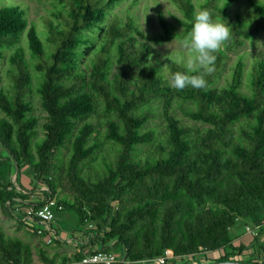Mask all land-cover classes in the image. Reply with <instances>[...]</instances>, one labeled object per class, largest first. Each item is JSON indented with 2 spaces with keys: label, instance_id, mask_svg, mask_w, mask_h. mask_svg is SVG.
I'll list each match as a JSON object with an SVG mask.
<instances>
[{
  "label": "trees",
  "instance_id": "16d2710c",
  "mask_svg": "<svg viewBox=\"0 0 264 264\" xmlns=\"http://www.w3.org/2000/svg\"><path fill=\"white\" fill-rule=\"evenodd\" d=\"M51 1L41 27L19 2L0 6V65L8 80L3 84L0 74L2 211L12 215L20 202L35 209L42 204L31 201L38 190L55 201V212L95 222L96 237L115 239L127 260L217 249L223 253L210 262L233 260L242 247L231 245V228L264 224V52L247 72L240 56L227 83H217L225 51L264 33V0H248L246 15L234 20L236 0L198 3L225 20L233 36L206 77L208 89L183 91L169 80L186 68L152 44L184 39L197 11L193 0H170L181 13L174 22L157 8L156 34L112 12L124 0ZM31 95L45 112L41 123ZM182 116L206 126L197 134ZM156 118L165 134L148 126ZM151 144L153 152L140 157ZM22 168L32 174V190L21 183ZM36 250L42 264L55 263L57 255ZM0 264L38 263L30 243L0 226Z\"/></svg>",
  "mask_w": 264,
  "mask_h": 264
},
{
  "label": "rangeland",
  "instance_id": "374dc122",
  "mask_svg": "<svg viewBox=\"0 0 264 264\" xmlns=\"http://www.w3.org/2000/svg\"><path fill=\"white\" fill-rule=\"evenodd\" d=\"M197 11L199 10L198 3L202 0H193ZM224 1V0H220ZM13 2H19L21 5L25 6L28 18L36 23L38 27H41L42 17L48 16L50 10L53 8V3L51 0H0V6L7 5ZM249 1L248 0H236L231 8V16L232 20L235 18V14H243L246 15V7H248ZM157 8H161L164 13L166 14L167 18L171 21L174 20V16L181 17L180 11L175 7V5L170 0H124L121 2L120 5L116 6L112 12L122 21H125L127 18L132 17L134 18L135 22L138 24V28L147 34H156L159 31L158 22L156 18V10ZM25 37V36H24ZM183 39H173L166 43L160 44H152V46L159 51H161L164 55L174 58L177 55H182L185 58L189 55V52L182 47ZM225 58L223 59L224 69L221 73L217 86H223L227 83V80L230 77V73L232 67L235 65L236 61L240 56H243V60L245 63L244 71L247 72L250 68V64L252 63L253 59L257 55L258 52H264V33L260 32L254 41H250L249 39H244L242 43L236 44L234 47L227 49L225 51ZM5 63L0 65V74L2 76V83H7V78L4 75ZM81 66H84L82 64ZM242 90L247 92V85H242ZM30 98L33 100L34 104V113L38 117L39 123L45 120V112L40 108L38 98L35 95H31ZM97 115L100 116L101 114L97 112ZM178 115L181 116L182 114L178 112ZM183 124L189 125L194 132L199 134L203 131V127L206 126L203 123L192 121L187 119L186 117L182 116ZM148 126H155L160 129L161 134H165L166 130L163 126V121L159 118L154 119L148 123ZM39 135H42L40 131V127L38 126ZM154 149V145H145L142 147L139 155L140 157L144 156L145 153H152ZM67 150L64 149L63 152L65 153ZM102 151L106 154L109 153L108 149L104 148ZM21 183L24 184L26 187L31 189V181H32V174L27 171L25 168L21 170ZM17 168L13 167L11 180L15 184L16 183V176H17ZM33 183V181H32ZM16 188L19 187L16 185ZM32 190V189H31ZM63 190L58 188V194L62 193ZM43 197L42 194L38 192V190H34L31 195V201H35L36 199ZM15 207V205H14ZM23 209L20 212L12 211V215L5 214L1 207H0V226L3 228L4 232L10 236H16L21 238L23 241L30 243L32 246L33 251V259L36 262H40V259L37 254V246H43L48 251H53L55 247L53 244L46 243L42 237L36 236L28 227H43L37 222L26 221L23 224L21 223V214L23 213ZM55 220L53 223L54 228L59 226L60 229H66L67 227L71 226L73 220H78L74 212H56L55 213ZM20 219V220H19ZM95 223V222H94ZM86 225V223L84 224ZM61 227V228H60ZM44 237V236H43ZM222 249L212 250L206 252V259L207 262H210L211 258L219 256L222 254ZM201 255V256H200ZM256 256V255H255ZM254 255H250L245 257V261L251 262H263V259L260 258L257 260ZM204 259V260H202ZM195 260H200L203 264L205 262V255L204 252L199 251L195 254ZM206 262V263H207ZM248 263V262H245ZM252 264V263H248Z\"/></svg>",
  "mask_w": 264,
  "mask_h": 264
},
{
  "label": "crops",
  "instance_id": "0c3cea01",
  "mask_svg": "<svg viewBox=\"0 0 264 264\" xmlns=\"http://www.w3.org/2000/svg\"><path fill=\"white\" fill-rule=\"evenodd\" d=\"M56 217V216H55ZM55 220V218H54ZM54 220L52 224L54 223ZM73 224L66 229H60V233L58 231V238L53 240L49 244H53L55 249L53 251H48L51 255H57L56 261L54 264H62V258L65 259V264H79L77 262L76 257L87 254L88 252L95 251L101 249L103 246L108 247L112 250L116 256L117 261L115 264H134L135 261L127 260L123 255V249L121 246L116 244L115 239H101L97 238L95 231L97 232L98 228L96 223L89 221H77L73 220ZM86 223V225H84ZM33 233H36L34 230L35 227H27ZM59 230V226L57 227ZM263 228V230H262ZM100 236H103L104 232L100 230ZM37 236V234H36ZM39 238L43 236H38ZM104 238V237H103ZM259 241H255L249 233H246L244 230V226L240 223L233 226L231 228V245L234 247H242V252L234 257L233 260H238L241 262H251L245 261V257L250 255H256L255 258L258 260L260 258L264 260V251L258 250L256 246L258 242L264 243V224L261 227L259 234L257 236ZM45 241V240H44ZM46 242V241H45ZM47 243V242H46ZM206 257V254H204ZM165 263L164 264H202L199 260H195V255L192 257H178L173 255L171 252H167L165 255ZM201 256V255H200ZM214 258V257H213ZM143 260V259H141ZM150 261V264H159L156 258L147 259ZM204 260V259H202ZM137 261V260H136ZM36 262V261H35ZM38 264H42L41 262H36ZM205 263V262H203ZM252 263V262H251Z\"/></svg>",
  "mask_w": 264,
  "mask_h": 264
},
{
  "label": "clouds",
  "instance_id": "9594fccd",
  "mask_svg": "<svg viewBox=\"0 0 264 264\" xmlns=\"http://www.w3.org/2000/svg\"><path fill=\"white\" fill-rule=\"evenodd\" d=\"M233 31L225 20L214 19L212 12L201 7L191 21V30L184 37L182 47L189 52L174 57V62L183 65L186 71H176L170 76L169 86L177 91L186 88L207 90V76L215 72L217 54L231 42ZM134 264H150L147 259L137 260Z\"/></svg>",
  "mask_w": 264,
  "mask_h": 264
},
{
  "label": "built area",
  "instance_id": "2783aa9c",
  "mask_svg": "<svg viewBox=\"0 0 264 264\" xmlns=\"http://www.w3.org/2000/svg\"><path fill=\"white\" fill-rule=\"evenodd\" d=\"M41 189H45V187L43 186L41 187ZM35 201L42 202V204L38 205L35 209L32 210L31 208L24 207L20 202L15 204L13 210L20 213L21 209L24 210L21 214V221L23 223H26V221H31L37 222L42 225L43 227H37L34 231L37 235L44 236L47 243H51L53 240L58 238V230L57 228H54L52 224L56 213L54 211L55 201H46L44 197H40ZM57 208L61 209V206L59 205ZM260 227V225H245L244 230L254 238L259 234ZM156 260L159 264H164L165 256H160L156 258ZM116 261L117 257L114 252L98 249L93 251L92 253L84 254L77 262L79 264H115Z\"/></svg>",
  "mask_w": 264,
  "mask_h": 264
},
{
  "label": "water",
  "instance_id": "95a60500",
  "mask_svg": "<svg viewBox=\"0 0 264 264\" xmlns=\"http://www.w3.org/2000/svg\"><path fill=\"white\" fill-rule=\"evenodd\" d=\"M203 264H248L238 260H221V261H211Z\"/></svg>",
  "mask_w": 264,
  "mask_h": 264
}]
</instances>
